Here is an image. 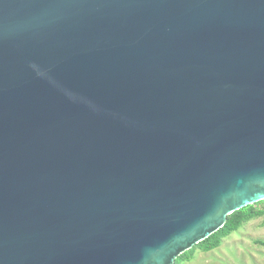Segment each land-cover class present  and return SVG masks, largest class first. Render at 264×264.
Instances as JSON below:
<instances>
[{"label":"water","instance_id":"obj_1","mask_svg":"<svg viewBox=\"0 0 264 264\" xmlns=\"http://www.w3.org/2000/svg\"><path fill=\"white\" fill-rule=\"evenodd\" d=\"M264 200V0H0V264H175Z\"/></svg>","mask_w":264,"mask_h":264},{"label":"rangeland","instance_id":"obj_2","mask_svg":"<svg viewBox=\"0 0 264 264\" xmlns=\"http://www.w3.org/2000/svg\"><path fill=\"white\" fill-rule=\"evenodd\" d=\"M256 206L262 209L264 202ZM258 240H264V215L251 218L223 236L216 247H196L192 256L179 264H264V246Z\"/></svg>","mask_w":264,"mask_h":264},{"label":"trees","instance_id":"obj_3","mask_svg":"<svg viewBox=\"0 0 264 264\" xmlns=\"http://www.w3.org/2000/svg\"><path fill=\"white\" fill-rule=\"evenodd\" d=\"M264 202L261 200L254 204L247 205L228 216L226 224L217 230L215 233L211 234L209 237L199 242L191 249L182 253L177 259L175 264H179L180 261L186 260L188 257L192 256L193 251L196 247L204 248L209 250L213 247H216L220 243V239L223 236L229 235L232 231L239 229L246 221L251 218L264 215V208H257V204ZM258 243L264 246V240H258Z\"/></svg>","mask_w":264,"mask_h":264}]
</instances>
